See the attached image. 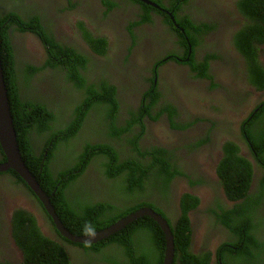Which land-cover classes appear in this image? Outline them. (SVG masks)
Returning a JSON list of instances; mask_svg holds the SVG:
<instances>
[{"label":"trees","instance_id":"obj_1","mask_svg":"<svg viewBox=\"0 0 264 264\" xmlns=\"http://www.w3.org/2000/svg\"><path fill=\"white\" fill-rule=\"evenodd\" d=\"M172 1L178 4L171 8L180 10L181 0H170V3ZM103 2L108 10L116 6V3L111 0H103ZM234 5L242 15L243 21L233 34L231 42L245 59L247 81L253 82L257 90L262 91L264 90V65L259 60V53L264 45V0H236ZM147 9L144 19L149 20L150 15ZM26 20L29 23H26L16 12L9 11L7 14L0 12L1 66L21 157L41 188L49 196L64 226L73 235L81 236L84 235L85 223H92L98 231L143 206L150 207L165 217V206H171L180 198V217L175 225L169 223L175 246L172 264H209L211 259L209 250L197 255L189 250L192 231L187 213L199 205V198L189 193H183L181 196L178 193L176 197L173 193L177 179H181L183 175L187 176L182 158L174 151L161 147L151 146L144 150L141 149L138 142L146 129L143 125L138 133L125 139V145H129L130 150H125L126 157L121 159L117 152L118 148L116 149L104 140V137L108 139L114 137L118 140L122 134L131 131L133 124V122L126 121L125 126L115 125L118 121L115 87L106 82L98 85L87 82L83 72L87 70L90 60L70 48L57 44L45 31L43 38L48 49L46 50L47 59L44 60L43 65L37 68L25 65L17 70L15 50L9 39L10 31L13 33L11 26L18 24L23 28L28 26L40 28L37 16L34 18L30 16ZM180 25L186 32L189 29H196L200 35L210 30L208 24L195 28L187 19ZM80 27L81 31L85 30L82 23ZM187 35L189 36L188 32ZM84 37L96 53L104 54V39L93 41L91 36ZM183 40L184 37L181 38V44L186 45ZM189 40L192 48L202 43L201 37L200 40L197 37H191ZM63 56H67L68 59ZM214 57H216L215 54H208L206 60ZM51 58L59 60L52 62ZM192 59L191 54L190 66L195 68L193 71L197 72V77L210 79L207 64L195 61L192 66ZM49 69L63 74L62 79L65 82L63 86H57L59 90H74L83 95L82 100L76 103L66 119L62 113L65 112L64 109L67 110L68 102L58 100L51 93H47L48 97L39 100L26 96L21 97L19 93L18 80L20 78L23 81L21 82L23 88L29 87L28 81L32 74L40 71L44 75ZM150 83V89L143 95L139 113H132L131 118L134 122L140 123L145 117L154 121L166 112L172 124L171 116L175 115V110L170 104L163 102L159 106V111L154 110L153 112L152 108L158 105L161 93L152 86V82ZM99 111L101 112L100 118L96 114L97 112L100 114ZM94 114L98 117V125L109 127V131H102L103 134H99L100 138H95L92 130L98 127L90 126L88 128L90 138H87L82 134V130L89 119H95ZM172 127L183 129L186 125L173 123ZM241 127L242 138L247 142L249 151L264 170V107L253 120L243 121ZM78 144V149H75ZM61 147L74 155L73 164L53 171L54 161L65 159L60 152ZM132 151L134 156L131 154ZM222 153L223 157L217 169L219 178L217 186L223 188L225 196L235 204L228 210L220 207L221 213L216 212V215L227 229L240 236V242L235 249L228 248L229 252L223 256L220 254L223 248L221 246L218 249L220 257L216 264H229L230 261H239L240 264H264V177L260 182L262 186L260 192L250 194L249 188L253 179L252 165L239 155L237 146L232 142L225 143ZM2 154L0 150V156ZM93 158L97 159L93 167L95 170L103 171L110 179L120 177V180H114L118 189L113 194L111 192L106 194L104 198L103 193L105 192L102 190L107 185L100 182L105 186L103 189L100 188L101 186L98 185L100 177L89 172L85 178H82ZM126 170L129 171L128 174L125 173ZM8 173L16 177L18 183L25 185L14 171L8 170ZM125 175L128 176L127 179ZM187 178L190 177L187 176ZM202 181V177L197 181H192L190 178L188 184L192 186ZM223 182L227 184L226 191ZM26 188L35 199L34 202H38L40 207L38 212L41 211L45 217L44 228H48L47 232H55L52 220L47 216L42 204L27 186ZM116 193L130 197L137 203L132 205L128 202L120 206L115 200ZM37 221L34 214L21 208L13 215L12 237L24 253V264H80V261H87V264H162L163 262L164 234L158 224L147 216L135 220L125 229L97 244H74V247L80 246L82 251L77 249L69 251L66 248V244L71 245L68 240L60 237L57 232H55L56 239L45 235L41 230L42 225L40 227ZM148 235L151 236L150 243H147ZM145 256H147L146 260Z\"/></svg>","mask_w":264,"mask_h":264},{"label":"flooded vegetation","instance_id":"obj_2","mask_svg":"<svg viewBox=\"0 0 264 264\" xmlns=\"http://www.w3.org/2000/svg\"><path fill=\"white\" fill-rule=\"evenodd\" d=\"M149 1L150 4L140 0H111L116 6L108 10L103 0H0V12L4 14L8 11L16 12L26 23H29L26 18L30 16L33 18L37 16L39 19L37 22L40 28L36 26L23 28L18 24L11 26L13 33L10 31L9 39L15 50L17 70L25 65L32 68L43 65L42 60L47 59L48 49L43 38L45 31L57 44L70 48L90 60L87 70L83 72L87 82L96 85L106 82L115 87L118 105V121L115 123L118 126H125L127 120L133 124L131 131L122 134L118 140L114 137L104 138L118 148L117 152L121 159L126 157L125 150L130 149L129 145H125V139L133 136L137 129L144 125L146 133L138 142L141 149L154 146L174 151L185 160L186 175L192 181L201 177L208 180L215 191L207 195H215L223 210L231 209L235 203L225 198L223 188L218 187V182L213 180L214 170L218 166L217 157L223 151L225 143H234L240 156L252 165L254 183L264 177L263 167L250 153L247 142L242 138L243 121L253 120L264 107V90H257L253 82L247 81L245 59L231 42L233 34L243 21L242 15L234 5L236 0H181L180 10L171 8L178 2L174 4L173 1L170 3V0ZM146 9L150 15L149 20L144 19ZM185 19L195 28L208 24L210 30L200 35L196 29H189L188 36L184 27L180 25ZM80 23L83 24L84 31H81ZM22 29L24 31H21ZM25 33L34 35L45 52L40 55L34 54L28 47ZM84 36H91L93 41L104 39V54L96 53L85 41ZM183 37L186 45L181 44ZM191 37H197L199 40L201 37V45L192 48L189 43ZM172 49L173 51H170ZM261 49L259 60L264 65V45ZM191 54L192 66L195 61L207 64L210 79L197 77V72L193 71L195 68L190 66ZM208 54H215L216 57L206 60ZM63 57L68 59L67 56ZM58 60L51 58L52 62ZM62 77V72L53 69H49L44 75L39 71L31 75L29 87L24 88L20 78L19 93L21 97L37 100L46 98L47 93H51L58 100L68 102L67 110L62 108L65 110L62 114L66 119L76 103L82 100L83 95L74 90H59L57 86H63L65 82ZM150 82L161 93L158 105L152 108L153 112L154 110L158 112L161 103L166 102L175 110V115L171 116L173 123L186 125L185 128H173V123L171 124L166 112L154 121L149 117H145L142 123L133 121L131 115L139 113L143 95L151 87ZM209 101L212 102L211 108L203 109L201 105ZM126 111L130 118L127 117ZM236 113L240 115L233 117L232 114ZM93 118L98 119L95 114ZM155 128H159L165 137L153 133ZM102 131L105 132L104 127H101V134ZM201 137L204 141L201 146H197L196 139ZM97 138H100V135ZM131 154L134 156L133 151ZM2 155L0 163L4 159ZM96 160L92 159L86 169L87 173L84 172L82 178L89 172L100 177L99 183L107 185L105 187L101 183L98 184L101 189L105 187L102 190L105 192L104 198L106 194L110 192L113 194L118 189L114 180H120V177L110 179L103 171L95 170L93 167ZM205 163H208L209 171L205 170ZM187 176L175 182L174 196L184 188V180H190ZM25 185L18 183L16 177L8 171L0 174V264H24L25 261L21 247L12 237L13 215L16 210L21 208L34 214L38 220L37 224L42 225V231L47 236L52 234L51 231L47 232L48 228H44L45 217L41 211L38 212L40 209L38 202H34L35 199ZM202 192L200 184L190 187V193L199 197L196 220L190 223L192 233L202 235V238L198 239L199 251L206 252L212 243L223 240L229 232L218 223L217 218L211 217L212 212L207 210V206H211L212 199L207 195H201ZM115 195L116 203L120 206L128 202L132 205L137 203L123 194ZM12 201L13 204L9 206ZM18 203L21 206H18ZM175 211L174 207L165 206L166 216L175 217L173 216ZM72 245L66 244V248L71 251L74 246ZM213 258L215 263L218 258L216 250ZM80 262L87 264V261Z\"/></svg>","mask_w":264,"mask_h":264},{"label":"water","instance_id":"obj_3","mask_svg":"<svg viewBox=\"0 0 264 264\" xmlns=\"http://www.w3.org/2000/svg\"><path fill=\"white\" fill-rule=\"evenodd\" d=\"M144 3L150 4L149 0H140ZM0 149L4 155L5 160L0 163V173L8 170L14 171L29 187L39 202L42 204L48 216L51 218L58 234L76 244H97L109 238L121 230L125 229L129 224L141 217L152 218L161 228L165 239V250L162 264H172L174 256V241L171 230L166 224V221L160 214L156 213L150 207H141L137 210L128 213L121 217L111 225L96 231V237L89 238L85 235L76 236L69 232L59 219L55 212L53 205L50 202L49 196L43 191L35 177L26 167L18 146L17 136L13 124V119L10 112L9 100L4 81L3 69L0 60Z\"/></svg>","mask_w":264,"mask_h":264},{"label":"clouds","instance_id":"obj_4","mask_svg":"<svg viewBox=\"0 0 264 264\" xmlns=\"http://www.w3.org/2000/svg\"><path fill=\"white\" fill-rule=\"evenodd\" d=\"M9 12V11H8ZM186 68V67H185ZM7 90V89H6ZM211 106H212V102L211 101H209L208 103H206V108H208V109H210L211 108ZM126 114H128V112L126 111ZM130 114H131V112H130ZM127 121V120H126ZM156 123V122H155ZM140 131V129H137V131L135 132V133H138ZM16 132V131H15ZM146 133V129H145V131H144V133H143V135ZM203 137H201V138H197L196 140H197V146H201L202 145V142L204 141V139H202ZM38 149V148H37ZM41 149H42V147H41ZM1 150V149H0ZM130 150V149H129ZM2 152V151H1ZM222 153V152H221ZM220 153V154H221ZM251 153V152H250ZM218 155V157H217V159H218V161H217V164L219 165V163H220V160L222 159V155ZM223 154V153H222ZM240 155V154H239ZM2 156H4V155H2ZM183 162L185 163V160H183ZM217 169H218V166L216 167V169H215V176L213 177V180L214 181H217V182H219V178L217 177ZM201 176V175H200ZM182 178L183 177H185L184 175L183 176H181ZM253 179H254V176H253ZM253 179H252V183H251V185H250V188H249V193L250 194H258L259 192H260V188L262 187V186H260V182H261V179H258L257 180V182H253ZM198 180V179H197ZM196 180V181H197ZM187 181V185H184L183 187L184 188H187V192H185V193H189V194H191L190 193V185L188 184V182H189V180H186ZM200 184V188L202 189V194L201 195H211L210 193H212V192H214L215 190L214 189H212L211 188V186H210V184H209V182H208V180H204L203 179V181L201 182V183H199ZM260 186V187H259ZM182 189V188H181ZM44 191V190H43ZM197 194V193H196ZM182 194H179V196H181ZM198 195V194H197ZM35 196V195H34ZM36 197V196H35ZM177 197V196H176ZM197 197V196H196ZM199 198V197H198ZM225 198H227L226 196H225ZM37 199V198H36ZM179 199L180 198H178V200H176L171 206L172 207H174L175 209H176V211L174 212V215L173 216H175V217H168V216H166L165 215V217H163L161 214V217L166 221V224L169 226V228H170V230H171V227H170V225H169V223H171L172 225H175L176 224V222H177V220L179 219V217H180V211H179V204H180V202H179ZM204 200H206V197L204 198ZM219 201V200H218ZM143 207H145V206H143ZM220 203H219V205H218V208L217 209H214L213 211H212V209L210 210L211 212H212V214H211V217H215V218H217V221L222 225V226H224L221 222H220V220L218 219V216L216 215V212L218 213V214H220L221 213V211H220ZM197 208V207H196ZM196 208L195 209H193V210H191V211H189L188 213H187V216H188V218H189V224H190V228H191V221L192 220H196V218H195V213L197 212L196 211ZM207 209H210V206H207ZM44 211H45V209H44ZM46 212V211H45ZM208 212V211H207ZM157 213V212H156ZM47 214V213H46ZM159 214V213H158ZM47 216H48V214H47ZM49 217V216H48ZM60 219V218H59ZM170 220V222H168V220ZM62 222V221H61ZM53 223V222H52ZM54 225V224H53ZM64 225V224H63ZM130 225V224H129ZM159 226V225H158ZM40 227H41V225H40ZM65 227V226H64ZM160 227V226H159ZM225 227V226H224ZM66 228V227H65ZM226 228V227H225ZM54 229H55V226H54ZM67 229V228H66ZM42 230V229H41ZM68 230V229H67ZM226 230L229 232L228 234H227V236H226V240H221L220 242H215L214 244H216L217 246H218V248H216V246H215V248L213 249V250H211L210 249V247L208 248V250L210 251V253H211V259H210V262H209V264H211V262H212V264H216V261L218 260V258H217V260L215 261V263H214V258H213V255H214V253H215V250H216V252H217V255H218V249L223 245V243H226V244H228V242L230 241V240H238L237 241V243H239L240 242V236L239 235H237V234H233L229 229H227L226 228ZM69 231V230H68ZM162 231V230H161ZM192 231V230H191ZM44 234H45V232L44 231H42ZM55 232H57L56 231V229H55ZM55 232H52V235H55L54 236V238L53 239H56V233ZM70 232V231H69ZM83 232H84V235L86 236V237H89V238H95L96 237V235H97V232H96V229H95V227H94V225L92 224V223H90V222H88V223H85V225L83 226ZM58 233V232H57ZM171 233H172V231H171ZM46 235V234H45ZM52 235H50V237L52 238ZM200 235L201 234H199V236H197L196 234L194 235L193 233H191V236H190V247H189V250L193 253V254H203L204 252L203 251H194V248L197 246V245H199V243H198V239L200 238H202V235H201V237H200ZM60 236V235H59ZM112 236V235H111ZM110 236V237H111ZM172 236H173V233H172ZM61 237V236H60ZM108 239V238H107ZM67 240V239H66ZM106 240V239H105ZM165 240V239H164ZM69 241V240H68ZM174 241V240H173ZM70 242V241H69ZM71 244H76V243H73V242H70ZM72 245V246H73ZM79 245H82V244H79ZM85 245V244H84ZM200 246V245H199ZM231 246H233L234 247V244H231ZM227 247V246H226ZM236 247V246H235ZM73 250H79V251H82V249H80V246H76V247H74L73 246V248H72ZM230 249V248H229ZM233 249H235V248H233ZM233 249H231V250H233ZM165 250V249H164ZM207 250V251H208ZM206 251V252H207ZM174 256H175V246H174ZM174 256H173V258H174ZM218 257H220V255L218 256ZM234 257V256H233ZM233 259V258H232ZM80 260V259H79ZM255 260V259H254ZM172 263H173V261H172ZM83 264V263H82ZM233 264H240V262L239 261H237V262H235V263H233Z\"/></svg>","mask_w":264,"mask_h":264},{"label":"rangeland","instance_id":"obj_5","mask_svg":"<svg viewBox=\"0 0 264 264\" xmlns=\"http://www.w3.org/2000/svg\"><path fill=\"white\" fill-rule=\"evenodd\" d=\"M230 4H232V2L230 3ZM24 36L26 37V40L28 41V47H29V49L34 53V54H41L42 52H45L44 51V47L41 45V43L38 41V39L37 38H35L34 37V35H32V34H29V33H25L24 34ZM170 51H173V49L172 50H170ZM46 58V57H45ZM42 61H44V59L42 60ZM185 71L186 70H184V73H185ZM127 105V104H126ZM201 107L203 108V109H205V110H208V108L206 109V104H203V105H201ZM100 112V111H99ZM97 114V116L100 118L101 117V112H100V114L97 112L96 113ZM240 114L239 113H236V114H232V116L233 117H237V116H239ZM127 117H129L130 118V115H129V113L127 114ZM99 124V121L98 120H96V119H92L91 118V120L89 119V121H87V123H86V126L84 127V129L82 130V134L84 135V136H86L87 138H90L89 136H88V128L91 126L92 128L93 127H98V128H96V129H93L92 130V134H93V136L94 137H98V135L99 134H101V126H99L98 125ZM115 125H117L116 123H115ZM118 126V125H117ZM102 127H104V131H106V132H108L109 131V127H105V125H103ZM155 132H153V133H155L157 136H160V137H165L164 135H163V133H161L162 131H160V129L159 128H155V130H154ZM108 139V138H107ZM104 140H105V138H104ZM105 142H107L106 140H105ZM78 147H79V144H78V146L75 148V149H78ZM61 154L63 155V157L65 156V159L64 160H59V159H57V160H55L54 161V163H55V165H53V167H52V169H53V171H56V170H61L62 169V167L63 166H66V165H70V164H73V160H74V155L73 154H71V152H69L68 150H64L62 147H61ZM130 158H132V157H130ZM130 158H128V159H130ZM105 160V159H104ZM212 164V163H211ZM133 167V166H132ZM131 167V168H132ZM221 167V166H220ZM220 167H219V173H220ZM209 166H208V163H205V170L206 171H209ZM215 171V170H214ZM125 173H129V171H125ZM126 174V175H127ZM125 175V179H127L128 178V176H126ZM182 180V179H181ZM185 181V183H184V185H187V181L186 180H184ZM226 183L225 182H223V187H224V189H225V191H226ZM188 190H187V188H182L181 189V191L179 192V194H183V193H185V192H187ZM207 197H209V198H211L212 199V204H211V206H210V209H207L208 211H210L211 209H217L218 208V205H219V201H218V199H217V197H215V195L214 196H208L207 195ZM13 202L14 201H12V202H10L9 203V206H11L12 204H13ZM206 203H207V200H206ZM19 204V203H18ZM18 206H21L20 204L18 205ZM24 207H26V203L24 204ZM220 211H221V208H220ZM219 223V222H218ZM143 233H145V232H143ZM52 235V234H51ZM55 236V235H54ZM54 236H52V238H54ZM200 237H201V235H200ZM227 238L225 237V239L224 240H226ZM237 241L238 240H230L229 242H228V244H226V243H223V248H221V251H220V254L223 256L225 253H227V252H229V249L228 248H230V249H233V248H235V246H237ZM151 242V236L150 235H148V241H147V243H150ZM220 242V241H219ZM231 244H234L235 246L233 247V246H231ZM141 246H142V244H141ZM215 246H216V244H214V243H212L211 244V246H210V249L211 250H213L214 248H215ZM227 246V247H226ZM142 249H143V247H142ZM199 250V245H197L195 248H194V251H198ZM109 252V251H108ZM144 257V256H143ZM147 259V256H145V260ZM223 263H225V260H223ZM233 263H235V262H233V261H230L229 262V264H233Z\"/></svg>","mask_w":264,"mask_h":264}]
</instances>
